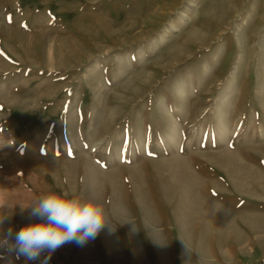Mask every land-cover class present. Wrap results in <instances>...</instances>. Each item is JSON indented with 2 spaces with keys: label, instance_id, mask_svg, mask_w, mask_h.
<instances>
[{
  "label": "rangeland",
  "instance_id": "obj_1",
  "mask_svg": "<svg viewBox=\"0 0 264 264\" xmlns=\"http://www.w3.org/2000/svg\"><path fill=\"white\" fill-rule=\"evenodd\" d=\"M63 190L114 227L27 259L8 229ZM5 215L0 264L264 256V0H0Z\"/></svg>",
  "mask_w": 264,
  "mask_h": 264
},
{
  "label": "clouds",
  "instance_id": "obj_2",
  "mask_svg": "<svg viewBox=\"0 0 264 264\" xmlns=\"http://www.w3.org/2000/svg\"><path fill=\"white\" fill-rule=\"evenodd\" d=\"M21 209L29 210L35 222L25 224L14 236L9 228L8 236L29 260H37L45 252L50 256L68 243L84 245L106 226L114 227L99 198H82L69 190L49 191ZM7 216L0 218V225Z\"/></svg>",
  "mask_w": 264,
  "mask_h": 264
},
{
  "label": "crops",
  "instance_id": "obj_3",
  "mask_svg": "<svg viewBox=\"0 0 264 264\" xmlns=\"http://www.w3.org/2000/svg\"><path fill=\"white\" fill-rule=\"evenodd\" d=\"M259 233H261V232H258L256 230H253L249 234L250 235L253 234L254 236H256ZM245 234L248 235L247 232H245ZM251 249H253V251L249 254V256H246V257L243 258V260H244V263L243 264H252L255 260H257L262 255V251L259 248H254L253 246H251Z\"/></svg>",
  "mask_w": 264,
  "mask_h": 264
},
{
  "label": "built area",
  "instance_id": "obj_4",
  "mask_svg": "<svg viewBox=\"0 0 264 264\" xmlns=\"http://www.w3.org/2000/svg\"><path fill=\"white\" fill-rule=\"evenodd\" d=\"M252 264H264V256H260L257 260H255Z\"/></svg>",
  "mask_w": 264,
  "mask_h": 264
},
{
  "label": "bare ground",
  "instance_id": "obj_5",
  "mask_svg": "<svg viewBox=\"0 0 264 264\" xmlns=\"http://www.w3.org/2000/svg\"><path fill=\"white\" fill-rule=\"evenodd\" d=\"M191 5H192V4H191ZM186 16H187V15H186ZM97 144H98V143L96 142L94 146H96ZM92 148H93V147H92ZM94 149H95V148H93V150H94ZM91 151H92V149H91Z\"/></svg>",
  "mask_w": 264,
  "mask_h": 264
}]
</instances>
